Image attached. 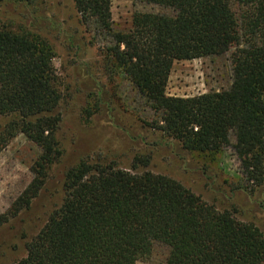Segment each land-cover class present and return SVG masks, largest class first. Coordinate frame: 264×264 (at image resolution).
I'll return each instance as SVG.
<instances>
[{
  "label": "trees",
  "instance_id": "trees-1",
  "mask_svg": "<svg viewBox=\"0 0 264 264\" xmlns=\"http://www.w3.org/2000/svg\"><path fill=\"white\" fill-rule=\"evenodd\" d=\"M172 14L137 18L116 31L113 0H73L84 23L112 41L103 68L123 76L159 120L147 124L190 154L214 155L231 146L247 181L264 185V0H142ZM232 54L230 90L192 98L166 93L177 62ZM48 40L0 21V154L18 136L41 149L31 184L0 215V228L31 209L50 171L64 156L61 81ZM99 101V100H98ZM99 103L85 111L87 122ZM150 156L133 171L86 158L65 175L64 197L16 264H139L158 246L166 264H264V232L219 211L180 182L150 171Z\"/></svg>",
  "mask_w": 264,
  "mask_h": 264
},
{
  "label": "rangeland",
  "instance_id": "rangeland-1",
  "mask_svg": "<svg viewBox=\"0 0 264 264\" xmlns=\"http://www.w3.org/2000/svg\"><path fill=\"white\" fill-rule=\"evenodd\" d=\"M172 14V11L142 0H113L116 31L132 30L137 18ZM0 21L24 27L42 36L54 48L53 66L61 81L62 124L57 138L62 161L50 171L49 180L33 202L6 226L0 228V264L24 259L26 243L47 223L64 197L67 171L86 158H103L133 171L134 160L150 156V171L172 178L219 211H230L243 223L264 232V185L249 183L233 145L214 155L190 154L147 124L159 120L137 88L121 75L103 68L111 39L94 23H84L73 0H0ZM232 54L175 63L166 93L175 98H192L233 87ZM99 100V101H98ZM99 103L100 112L87 122L85 111ZM6 122L0 120V127ZM41 149L20 135L0 154V215L5 214L31 184L33 164ZM168 250L158 246L147 262L166 264Z\"/></svg>",
  "mask_w": 264,
  "mask_h": 264
}]
</instances>
